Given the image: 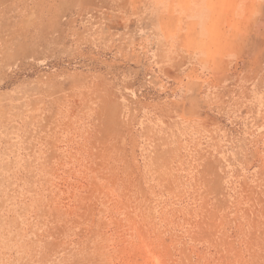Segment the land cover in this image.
Returning <instances> with one entry per match:
<instances>
[{
	"label": "rangeland",
	"instance_id": "1",
	"mask_svg": "<svg viewBox=\"0 0 264 264\" xmlns=\"http://www.w3.org/2000/svg\"><path fill=\"white\" fill-rule=\"evenodd\" d=\"M0 264H264V0H0Z\"/></svg>",
	"mask_w": 264,
	"mask_h": 264
}]
</instances>
